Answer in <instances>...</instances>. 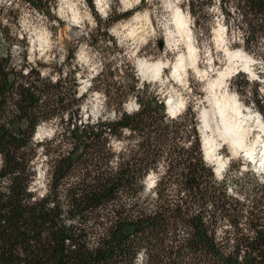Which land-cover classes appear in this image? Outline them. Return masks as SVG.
<instances>
[{"label":"trees","instance_id":"1","mask_svg":"<svg viewBox=\"0 0 264 264\" xmlns=\"http://www.w3.org/2000/svg\"><path fill=\"white\" fill-rule=\"evenodd\" d=\"M23 1L38 12L45 9L43 0ZM228 1L241 22L254 23L264 37V0ZM1 33L0 264H264V201L250 210L229 202L226 181H218L204 161L190 108L170 117L157 91L134 79L125 86L137 108L126 112L121 85L105 83L100 72L91 88L101 92L114 117L82 124L81 96L63 118L76 92L66 94L59 75L54 82L31 70L23 75L11 59L13 38L5 28ZM252 103L264 120V89ZM53 119L60 124L57 138L68 148L51 160L47 191L36 197L32 136ZM112 139L126 144L116 153ZM151 173L154 198L141 200ZM256 192L264 197V185ZM220 217L240 234V221L248 220L254 236L234 243L219 239Z\"/></svg>","mask_w":264,"mask_h":264},{"label":"rangeland","instance_id":"2","mask_svg":"<svg viewBox=\"0 0 264 264\" xmlns=\"http://www.w3.org/2000/svg\"><path fill=\"white\" fill-rule=\"evenodd\" d=\"M188 1L43 0L45 9L41 13L23 0H0V40L1 28H5L13 38L11 59L17 70L22 68L23 75L31 70L50 82L59 75L66 94L76 92L69 97L70 106L62 112L63 118L76 110L72 100L82 96L78 110L82 124L114 117L106 109L101 92L91 88V80L100 72L105 83L121 85L127 99L123 105L126 112L137 108L125 86L134 79L157 91L170 117L190 108L196 114L200 138V114L214 100L225 99L229 107L232 100L237 102L239 116H231L239 118L235 124L241 125L242 143L251 156L223 143L215 153L224 163L220 172L215 171L214 162L204 160L218 181H226V195L233 207L237 202L250 210L253 203L264 201L256 192L264 185V128L258 127L256 118L263 125L264 120L252 103L254 98L260 99L264 89V37H259L254 23L247 27L241 22L228 0H192L194 13ZM176 11L187 21L188 38L175 24ZM125 13L128 17L120 18ZM157 63L163 66L158 76L150 68L141 69V65ZM111 96L116 98L114 90ZM169 105L173 109L168 110ZM51 112L55 113V108ZM59 129V121L53 119L41 123L32 136L35 155L30 164L34 172L31 189L36 197L47 191L51 160L68 148L57 138ZM124 144L114 139L110 142L116 153ZM248 170L252 173H246ZM155 179L154 173L149 174L141 200L154 198L149 189ZM247 222L240 221L239 228H244L240 234L233 223L220 217L216 235L230 243L253 237Z\"/></svg>","mask_w":264,"mask_h":264},{"label":"bare ground","instance_id":"3","mask_svg":"<svg viewBox=\"0 0 264 264\" xmlns=\"http://www.w3.org/2000/svg\"><path fill=\"white\" fill-rule=\"evenodd\" d=\"M174 21L177 28L180 30V33L184 35L183 37L188 38L189 29H188L187 21L183 19V17L178 11H176V13L174 14ZM181 63L182 61H180V64ZM148 68L152 70V72L154 73L153 75L158 76L163 66L158 63L154 66L141 65V69L143 70H146ZM225 72L221 74V78H224L225 76H227V74L230 73L229 71L227 73ZM232 102H231L232 106L230 105V107L232 108H230L225 99L221 101L214 100V102L212 103L213 105L208 110H204L200 114V119L202 122V126L200 127V129L202 130L201 142H202L203 154L207 161H211L216 164L217 166L215 170L216 172H220L224 167V163H222L218 158H216V154H215L223 143H227L229 144V146L235 149L236 148L242 149L244 150V152L247 153V155L251 156V153L245 150V147L242 143L243 138L241 136L243 133L242 131L243 129L241 125L235 124V123L238 124V122H235V120L238 121L239 119V118L235 119L234 117L238 115L239 109H237V102L233 100ZM169 108H170L169 110H171L172 108L171 105H169ZM233 114L234 116L232 117L231 115ZM256 119H257L258 127L260 129H263L264 125L261 119L259 118ZM208 132H212V133H210V135H207ZM39 133L40 130L38 131V134Z\"/></svg>","mask_w":264,"mask_h":264}]
</instances>
